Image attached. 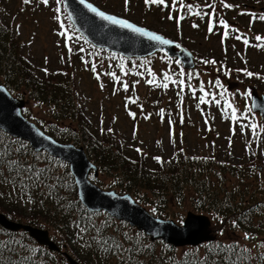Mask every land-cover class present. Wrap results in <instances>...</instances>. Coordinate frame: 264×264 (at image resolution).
I'll use <instances>...</instances> for the list:
<instances>
[{"label":"trees","instance_id":"16d2710c","mask_svg":"<svg viewBox=\"0 0 264 264\" xmlns=\"http://www.w3.org/2000/svg\"><path fill=\"white\" fill-rule=\"evenodd\" d=\"M122 59L126 62L120 66L140 58ZM133 68L140 69L137 65ZM189 74L171 65L162 75L152 74L151 78L163 77L166 84L172 82L176 87L181 80L196 96L211 91L198 85L196 74ZM0 82L39 109L45 132L59 141L83 146L98 166L100 177L107 179V187L129 192L156 216L180 219L188 208L207 213L213 221L212 230L220 237L196 246L174 247L161 240L151 241L142 231L103 211L89 212L77 197L67 163L35 152L26 141L0 130V212L48 229L61 249L49 250L23 230L9 231L0 226L2 264H68L62 252L80 264H199L205 258L208 264H225V257L235 260L242 249H247L243 264H264V247L258 246L264 242V224L249 218L250 209L260 210L261 192L250 186L241 167L179 147L169 156H153L150 161L139 151L131 154L111 130L91 127L78 86L67 68L60 66L39 75L21 51L2 10ZM28 165L33 172L24 171ZM35 175H39L38 182L28 178ZM245 233L251 238L245 239ZM233 244H237L235 254L220 251Z\"/></svg>","mask_w":264,"mask_h":264},{"label":"rangeland","instance_id":"374dc122","mask_svg":"<svg viewBox=\"0 0 264 264\" xmlns=\"http://www.w3.org/2000/svg\"><path fill=\"white\" fill-rule=\"evenodd\" d=\"M3 2L4 8L0 7V10L5 21L13 27L21 51L39 75L60 66L69 70L78 86L92 128L111 130L131 154L136 155L137 149H140L141 155L149 161L153 156H169L180 147L198 155H215L237 167L249 169L246 152L250 138L245 125L247 121L242 120V116L247 115L246 94L248 98L254 83L247 80L245 73L252 72L254 75L249 78H257L255 83L264 88V26H259L257 22L252 26L257 28L261 40L250 36L246 39L247 44L245 41L238 43L230 32L225 35L227 29L223 26H214L216 31L209 32V24L205 25L202 11L198 13V20L192 16L194 13H181L183 7L177 5L178 0L172 8L173 13L165 4H146L145 0H128L127 10L125 0H93L105 11L186 44L196 61L189 73L198 76V85L214 83L216 86L210 92L196 96L182 87L181 80L177 82L180 88L177 89L172 83L165 87L163 77L151 78L152 74L162 75L171 65L178 66L161 51L148 58L128 61L121 68L110 55L97 54L90 46H81L78 36L67 28L70 25L57 0H47V3L30 0L27 4L24 0H0V6ZM184 2L193 6L195 3L199 5V2L207 3L212 6L210 8L215 5V0ZM57 8H60L59 12ZM210 8L206 14L208 17L212 14L213 18ZM175 9L177 17L169 19L170 15L173 17L174 14L175 17ZM61 33L67 34L66 38ZM68 35L71 39H68ZM69 41L70 47L67 44ZM207 58L218 62L215 65ZM117 62L125 64L126 61L122 59ZM93 64L96 66L95 72L92 70ZM136 65L140 69H134ZM220 65L224 66L223 69L228 67L230 71L239 67L243 70L225 75L214 71V67L223 70ZM108 73H115L119 82ZM215 78H218L219 84ZM125 82L129 85L128 91L123 88ZM201 97L205 103H200ZM26 107L33 105L29 102ZM28 111V118L39 124L37 121L42 116L39 109L33 107ZM252 123L256 129L264 125L258 117H252ZM261 137L258 147L253 145L260 154L264 153V133ZM259 158L257 163L260 164L264 154ZM257 176L256 172L252 173L249 181Z\"/></svg>","mask_w":264,"mask_h":264},{"label":"water","instance_id":"95a60500","mask_svg":"<svg viewBox=\"0 0 264 264\" xmlns=\"http://www.w3.org/2000/svg\"><path fill=\"white\" fill-rule=\"evenodd\" d=\"M62 3L75 29L95 47L105 48L124 57H143L162 49L168 56L176 57L184 68L191 69L194 67L193 54L188 49L157 32L155 33L172 43L161 45L158 42H151L144 37L133 34L128 30L115 26L106 27L104 22L88 12L79 3V0H62ZM146 29L152 31L148 28ZM250 97L251 109L257 111L260 118L264 119V94L258 95L255 90H252ZM24 102V99L14 97L4 84H0V129L13 137L28 140L36 151L45 150L50 155L68 162L69 169L74 176L78 197L88 210H106L110 215L118 219L127 220L131 225L144 230L146 234L150 235L151 239L161 238L174 246L197 245L202 242L212 241L215 238L209 228V217L205 214H198L189 210L186 212L183 225L179 226L171 219L166 220L150 215L128 193L119 195L113 190L102 191L90 184L87 180V173L90 168L93 167L96 170V167L88 160L83 148L80 146L76 147L72 143L58 142L42 132L33 122L25 119L20 111ZM0 225L11 231L23 230L40 245H46L51 250L59 249L50 240L46 229L9 219L1 212ZM65 255L68 264H79L68 254Z\"/></svg>","mask_w":264,"mask_h":264},{"label":"flooded vegetation","instance_id":"af4514ba","mask_svg":"<svg viewBox=\"0 0 264 264\" xmlns=\"http://www.w3.org/2000/svg\"><path fill=\"white\" fill-rule=\"evenodd\" d=\"M93 1V0H91ZM188 2L189 0H184ZM169 9L173 8V0H166ZM182 3V1H179ZM227 4L230 7H225ZM185 7L187 4L184 2ZM206 4H202L201 2L195 3V6L192 5L193 9L197 11L198 16V8H207ZM264 0H215V5L213 6V18L211 19L212 26L220 25V20L225 21L228 25L227 29L232 32V35L236 38L237 41H245L251 35L248 32L252 33V38L255 39L257 37V28H252L255 22L259 24V26H264V19H260L261 16H264ZM187 9V8H186ZM207 10V9H205ZM198 20V18H197ZM221 26V25H220ZM222 27V26H221ZM237 36L240 38L237 39ZM254 134V139H251V131H249V142H248V150L246 152V165L252 173L257 172L260 177V181L258 185H256L254 179H251L253 187H258L261 192V205L260 210L256 212L254 209H250L249 218L253 220H260L264 224V158L263 162L260 164L257 163L260 160L264 153L260 154L255 150L254 146L259 144V140H262V131L260 129L252 130ZM254 145V146H253ZM259 156V157H258ZM260 166V167H258ZM258 213V215H257ZM259 216V219L256 217Z\"/></svg>","mask_w":264,"mask_h":264},{"label":"snow or ice","instance_id":"6c2138e0","mask_svg":"<svg viewBox=\"0 0 264 264\" xmlns=\"http://www.w3.org/2000/svg\"><path fill=\"white\" fill-rule=\"evenodd\" d=\"M24 2L30 3V0H24ZM44 3H47V0H43ZM62 2V0H57V3L60 4ZM79 3L90 13L94 14L99 20L103 21L105 26H115L118 27L120 29L123 30H128L133 34H136L138 36L144 37L147 40L151 41V42H158L161 45H169L172 42L163 38L161 35L156 34L155 32L149 31L144 27H139L136 24L130 22L127 19L118 17L116 15H112V14H108L105 11L100 10L98 7H95L92 3H88L87 0H79ZM146 4H160V5H164L165 4V0H145ZM177 4V0H173V7H175ZM127 5H128V0H125V9L127 10ZM183 7V5H181ZM225 7H230L229 5L225 4ZM206 7H212L211 5H206ZM187 10L189 12H191L192 10V5H187ZM60 11V8H57V12ZM71 15V14H69ZM173 17L170 15L169 19H172ZM57 19H59V17H57ZM181 19H183V17H181ZM260 19H264V16H261ZM220 25L223 26L225 29H227L228 25L225 23V21L220 20ZM61 27H64V25H61ZM73 29L75 28V26H72ZM195 27V25H194ZM213 30L212 28V23L210 21L209 23V32H211ZM65 33H61V35H64ZM227 31L225 32V35H227ZM240 37L237 36V39H239ZM68 39H71V37H69ZM85 42L87 43V38L84 37ZM255 39L257 41L261 40V37L257 36L255 37ZM245 43L247 44L248 41L245 40ZM94 47V46H93ZM71 51V49H70ZM81 52L84 51L83 48L80 49ZM177 63H179V61H177ZM205 63H209V61H205ZM210 63H215V61H210ZM121 68L123 67L122 65L120 66ZM92 70L95 72L96 71V66L95 64H93L92 66ZM45 71H47L45 69ZM125 75L127 73H124ZM248 77H252L254 74L252 72H246L245 73ZM108 75L113 76L114 79L117 80V82H119V77L116 76L115 73H108ZM190 75V74H189ZM99 78V77H97ZM148 83H152V81H148ZM217 84H219V80L216 81ZM167 85H165L166 87ZM133 87H135V85L133 84ZM123 88L125 91H128L129 85L125 82L123 83ZM201 91H203V89H201ZM200 103H205V100L203 97L200 98ZM253 107H255V105H253ZM163 111V110H161ZM130 115H135L134 113H130ZM137 151H140V149H137ZM154 159H156L157 161H160V157H154ZM11 163L16 166V167H20L19 165H16L15 161H11ZM24 171H27L29 173L33 172L32 166L28 165ZM29 179H32L33 182H38L39 181V175H35L33 177H28ZM235 224V222H233ZM251 237L249 236V234L245 233V239H250ZM259 247H264V242H261L260 245H258ZM116 247L118 248L119 245H116ZM237 247V244H233V245H228V246H224L223 248H220V251H226V252H230L235 254V248ZM245 253H247V249H242L241 253L239 255L236 256V259L233 260L231 256H227L225 257V264H243L244 260L247 259ZM0 264H2V261H0ZM199 264H208V260L205 258L201 261H199Z\"/></svg>","mask_w":264,"mask_h":264}]
</instances>
